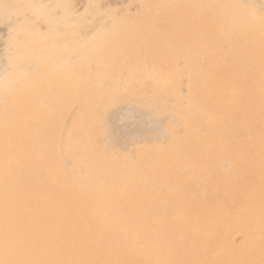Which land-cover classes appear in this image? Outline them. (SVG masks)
Masks as SVG:
<instances>
[{"label": "rangeland", "instance_id": "374dc122", "mask_svg": "<svg viewBox=\"0 0 264 264\" xmlns=\"http://www.w3.org/2000/svg\"><path fill=\"white\" fill-rule=\"evenodd\" d=\"M246 2L250 1L0 0V112L3 113L5 111L7 96L10 93H14L17 88L16 85L19 86V83L16 85L12 83L14 78H18L20 82L22 81L25 84L26 90H30L32 83L35 81L40 82V90L44 91V95L41 96L38 95V92L36 93L39 98L41 97L40 99L43 103L40 108H36L33 105L32 98L29 100H27L28 98L25 99L26 103L28 102L29 108H31L28 111L29 118L34 119L38 114L37 111L39 109L41 111L44 108L45 110H42V117L45 121L41 118V120L43 119L41 121L43 129L35 133L34 131H30L27 135L28 138L25 137L21 143L22 145L25 143V147L21 145L15 150L21 154V156L18 154L16 157L18 160L16 159V161L20 163L23 161L22 164L18 163L17 166H27L30 162L28 152H34L35 150L33 154L37 158H34V163L42 165L51 174H48L47 171H43L42 173H45L49 177L55 174L58 175L55 182H51L52 184L48 185L53 190L52 195L40 191V185L37 182V191L34 194L35 198L31 201L34 209L32 222L24 214H19L18 212L15 215L11 213L13 220L10 222L9 218L0 219V228L3 232V226L7 225V223H9L8 230L10 232H15L20 228L28 232L29 225L33 224L34 226L31 241L25 242L18 239V242L15 243L11 241L12 235L9 237L4 236V241L0 239V249H8V251L5 250V255L1 257L0 264H6L7 258L10 257L11 252L17 247L20 248L19 250L28 247L33 254L41 252L42 257H32L35 263L43 262L45 264H183L184 262V264H264V228L258 227L259 222L264 226V61L262 60L264 59V34L258 31L260 27L259 22L263 26L264 22L257 20L258 23H254L246 19L240 22L242 25L236 23L237 17L244 15L242 9L247 10L251 6H254L259 9L261 14L264 13V0H251L249 6H246ZM235 13L237 16H235ZM105 19L109 21L111 19L124 21L106 26L115 29V33L108 36L102 47L105 50H110V54H114L109 59L108 64L113 67V73L115 76L117 75L119 82L116 85L110 82L105 83L97 98L93 99L86 95V87L91 83L89 80H86L84 86L73 84L66 89L63 87L61 91L62 95L65 93L69 95L67 96L66 94V99H61L62 96L51 88L52 84L48 82L49 77H47L52 43H64L67 47L80 44V47L83 45L82 49L89 48L88 45H94L93 43L96 42L93 38H95L94 34L100 26L98 23ZM49 20L52 21V23L50 22L51 24H48ZM125 23L133 26L130 29H126ZM230 25L231 28H229ZM72 29L75 32L72 36L73 38L71 37ZM254 33H257L259 36L256 35L254 37ZM51 36H54L53 40H50ZM14 43H25L27 46L23 47L22 51L26 53L34 55L39 50L41 52L45 51L46 54L35 57H26L25 55L24 58H15L13 56ZM258 43L261 45H258ZM224 44L227 46L225 47ZM218 48H220L219 51ZM249 50H251L250 57L246 55ZM81 51L86 52L84 50ZM259 56L261 59H258L260 58ZM80 57H83V55H80ZM230 61L232 64L227 63H230ZM41 62H44L43 65L47 69L46 73L40 72L37 67L36 63ZM127 64L130 67L129 71L122 68L123 66H127ZM155 64L159 66L161 72L151 71ZM241 65H246V68ZM137 67L144 69V73L140 76L141 82L138 81L133 87H130V81L133 79ZM238 67L241 72L238 71ZM232 70H236L235 73H232ZM237 71L241 74H238ZM155 72L164 77L167 83L165 89L159 90L155 87V78L158 76ZM247 74H249V77ZM173 76L177 77L174 78ZM45 77L46 80L44 79ZM244 77L246 78L244 79ZM64 82L61 81L62 84ZM211 83L212 87L210 86ZM146 84L149 85L148 89H146ZM239 85L242 91L239 89ZM252 85L254 86L251 87ZM49 87L51 90H49ZM235 87H238V89L236 90ZM69 90L71 91L68 92ZM75 90H79L82 93L75 95L78 101L72 96V92ZM49 92L54 93L50 94ZM102 92L104 93L102 94ZM222 92H226V94ZM261 92L262 95L260 94ZM222 94L223 97L220 98ZM197 95H203L204 97L203 100H200L202 102L200 103L202 109L200 110L201 112L199 111L195 131H199L197 134L201 135V133H206L210 125L214 126L215 130H212L211 133L216 131L220 139H218L219 137L215 138L213 141H210V144L215 142L211 145L212 150L218 154L221 152L219 154L221 156V163H214L212 154L207 153L206 147L204 148L201 143H199L200 146L197 143L196 145L192 144L196 140L194 139L195 135L192 138L193 141L191 139H187L188 141L181 140L187 129L192 130V119L188 113L190 103L188 102H190L192 96L196 100ZM72 101L74 105H72ZM60 104L63 105L61 106ZM203 109L207 112H216L215 114L218 116L217 119L219 121H212L209 124L207 119L204 118ZM63 111L67 113H63ZM59 112H62V117ZM32 113L34 115L36 113V115L34 116ZM66 114L68 115L66 116ZM73 114L77 118L74 124L72 123ZM56 116L58 118L61 117L59 119L60 125L63 123L61 126L53 124L57 122ZM65 116L66 118H64ZM63 119L66 120L64 121ZM46 120L48 121L46 122ZM32 124L30 122L29 128ZM47 127L48 129H46ZM71 128H74L73 135H77V139L79 140V144L72 147V149L79 150V145L85 144L87 137H93L96 145L91 152L92 156L96 158L105 156L111 158L113 163L112 168L115 171L114 173H109L106 177L109 183L107 197H101L94 185L88 184L85 188H82L76 185L73 177H68L62 171L56 170L52 158L50 141L52 139L56 140L59 136L61 137L59 144L61 146L60 151L63 154V164L71 169L72 165H75V159H82V161H86L87 159L85 149H81L82 155L78 152L76 158L67 152V150L73 151L67 145L69 130ZM45 130L47 131L46 134ZM224 130L228 132H224ZM109 138L111 139L109 140ZM34 140L36 141V145L32 144ZM221 140L224 141V144ZM238 141L240 142L238 143ZM174 142L176 144L181 142L180 147L179 145L177 147ZM11 144L8 137L4 136L0 138V168H3L5 171L8 168V164L6 165V163L10 157L8 152H10ZM218 146L220 147L218 148ZM31 148H34V150ZM179 148L182 149L180 150ZM218 149L221 151L219 152ZM189 151L191 152L188 155ZM229 154L232 159L228 156ZM229 159L232 162L236 160L233 162L236 165L233 163L229 165ZM209 163L213 164L209 165ZM258 163L260 164L258 165ZM133 166H136L142 174H137L138 178L135 179V183L131 188H127L124 184L115 185L113 183L118 181L114 176L115 172L121 170L126 173ZM192 166L197 170L195 175H192V171L190 170ZM202 167H205V178L199 174V170ZM85 168L88 169L87 163ZM230 174H233V176ZM185 175L187 176L186 181L184 180ZM225 175L228 177L232 176L228 184L223 179ZM7 176H10V173H7ZM160 178L162 181H160ZM63 182H66L67 186L63 185ZM20 186L17 185L16 190ZM68 187L71 190L67 189ZM189 187L190 191H188ZM173 188L184 190L179 194V202L176 201L177 198L175 196L170 195L169 191ZM186 190L191 196L186 193ZM67 191H70L72 196L68 194L67 197ZM201 194L206 195L202 196ZM125 195H129V200L132 201L131 205H134V207L139 205L143 201V198L148 199L145 206L146 212L144 210V213L141 214L140 206H137L128 220L121 219V217L106 219L107 215L116 213V210L118 211L120 203L117 204V202ZM18 196V193H15L9 198L10 203L7 204L9 208L17 209L20 203ZM186 197H188V204H192L189 207L185 205L187 202ZM108 198L110 202H108ZM197 199L200 200L198 201ZM180 207L183 210V214L181 216L182 219H179L182 221L178 222V219L176 222L174 212L177 208L180 209ZM45 208L48 209L47 213L44 211ZM153 210L156 211L153 212ZM193 210L194 212H192ZM215 210L222 211L220 215L218 214L216 225L204 230L201 228L203 223L208 224L210 222L211 215L213 214L211 211L215 213ZM143 215L149 217L147 222L150 224H147L146 220L142 222ZM159 217L163 220L162 222ZM57 218L61 220V223H56ZM154 218L156 221L151 223L150 221ZM172 223L175 225L174 227ZM166 224L167 227H165ZM66 225H69L70 229H72L71 235L63 234L62 228ZM153 226L155 228L152 231L150 229ZM185 227L188 229H185ZM244 230L248 232L255 231L257 234L260 233L262 237H260V245L252 246L246 244L244 241ZM207 231L209 232L207 233ZM167 234H170V237ZM191 239L194 240L192 241ZM154 242L155 245H153ZM36 247L40 248L41 251L35 249ZM183 251L184 255L182 254ZM197 254L198 256H196ZM237 254L243 255V259L237 258L235 256ZM229 255H232V257ZM174 256L179 257L178 260ZM195 257H198V262ZM220 260L223 262L221 263ZM204 261L205 263H203ZM14 263L21 264L19 255L14 256Z\"/></svg>", "mask_w": 264, "mask_h": 264}, {"label": "bare ground", "instance_id": "6f19581e", "mask_svg": "<svg viewBox=\"0 0 264 264\" xmlns=\"http://www.w3.org/2000/svg\"><path fill=\"white\" fill-rule=\"evenodd\" d=\"M235 1H237V0H235ZM247 1H250V2H246V6H249L250 4H251V0H247ZM221 2V1H220ZM260 3V2H259ZM263 3V2H262ZM232 5V4H231ZM236 5V4H235ZM260 5V4H259ZM225 6V5H224ZM223 6V7H224ZM136 7V6H135ZM217 7H219V6H217ZM221 7V6H220ZM228 7V6H227ZM234 7V6H233ZM244 8H245V6H243ZM242 7V8H243ZM225 8V7H224ZM262 8V7H261ZM222 9V8H221ZM237 9H239V8H237ZM247 9V8H246ZM217 11V10H216ZM235 11V10H234ZM236 11H238V10H236ZM242 11H243V16H238L237 17V21H236V23L237 24H241L240 22L241 21H244V20H246V19H248L249 21H252V22H254V23H258V21H261V22H264V20H263V18H264V15H262V14H264V13H260L259 12V9L256 7H254V6H251L250 8H248L247 10H244V9H242ZM262 11V10H261ZM73 12V11H72ZM263 12V11H262ZM237 13V12H236ZM235 13V14H236ZM237 14H240V13H237ZM237 14L235 15V16H237ZM175 16V15H174ZM117 17V16H116ZM234 17V16H233ZM258 20V21H257ZM120 21V23H122V22H124V21H122V20H120V19H111V21H109V20H103V21H101V22H99L98 24H100V26H99V28H98V30L96 31V33L94 34V37L95 38H93V39H95V43H93L94 45H91V46H89L88 45V47L89 48H83L82 49V46L80 47V44H75V45H72V46H70V47H67L64 43H59V42H53L52 43V47L50 48V61H49V69L47 70L46 69V67L43 65L44 64V62H41V63H36L37 64V67H38V69H39V71L40 72H45L46 73V70L48 71L47 72V77H49V80H48V82H51V88L54 90V92H56V93H58L60 96H62V98L61 99H66V94L67 93H65V94H63L62 95V93H61V91L63 90V87L66 89L68 86H72L73 84H80V85H82V86H84V84L86 83V80H89L91 83H89V85L86 87V95L88 96V97H90V98H93V99H96L97 98V96H98V94L102 91V89H103V85L105 84V83H108V82H110V83H115V85L119 82V79H118V77H117V75L115 76L114 75V73H113V67L112 66H110L109 64H108V61H109V59H111L112 58V56H114V54L113 53H109L110 52V50H108V49H104V48H102L103 47V45H104V43H105V41H106V39L108 38V36H110L111 34H114L115 33V29H113V28H111L110 26L111 25H113V24H115V23H118ZM257 21V22H256ZM52 23V21L51 20H49V23L48 24H51ZM112 22V23H111ZM251 22V23H252ZM224 23V22H223ZM250 23V24H251ZM126 24V23H125ZM225 24V23H224ZM244 24H245V22H244ZM243 24V25H244ZM107 25H110V26H108V27H106ZM190 25V24H189ZM227 25V24H226ZM242 25V24H241ZM240 25V26H241ZM254 25V24H253ZM259 25H260V27H259V29H258V31H260V32H262L263 34H264V26H263V24H261L260 22H259ZM93 26V25H92ZM133 25H129V24H126V29H130V27H132ZM192 26H193V24H192ZM237 26V25H236ZM235 26V27H236ZM52 27V26H51ZM140 27V26H139ZM138 27V28H139ZM197 27H198V25H197ZM234 27V28H235ZM229 28H231V25H230V27ZM256 28V27H255ZM74 29V28H73ZM72 29V34H71V32H70V34H71V37L75 34V32H74V30ZM237 29V28H236ZM160 30V29H159ZM254 31V30H253ZM257 31V30H256ZM255 31V32H256ZM147 32V31H146ZM157 32V31H156ZM194 32V31H193ZM252 33V32H251ZM144 34V33H143ZM200 34V33H199ZM198 34V35H199ZM250 34V33H249ZM160 35H162V34H160ZM252 35V34H251ZM256 35H258L257 33L255 34L254 33V37L256 36ZM260 35H262V34H260ZM49 36H50V34H49ZM189 36V35H188ZM253 36H251V37H253ZM259 36V35H258ZM191 38H192V36H190ZM248 37V36H247ZM50 38V37H49ZM57 38V37H56ZM73 38V37H72ZM54 39V36H51V39L50 40H53ZM74 39H76V38H74ZM141 39V38H140ZM139 39V40H140ZM197 39V38H196ZM256 39V38H255ZM258 39V38H257ZM198 40V39H197ZM217 40H219V39H217ZM235 40V39H234ZM189 41V40H188ZM241 41V40H240ZM239 41V42H240ZM263 41V40H262ZM61 42V41H60ZM216 42V41H215ZM261 42V41H260ZM187 43V42H186ZM191 43V42H190ZM214 43V42H213ZM219 43V42H218ZM227 43V42H226ZM234 43V42H233ZM251 43V42H250ZM254 43V42H253ZM256 43V42H255ZM262 43V42H261ZM28 44V43H27ZM215 44H217V43H215ZM238 44H240V43H238ZM1 45V44H0ZM225 45V47L227 46L226 44H224ZM258 45H261L260 43H258ZM25 46H27L25 43H19V44H16V43H14V45H13V50H14V54H13V56L15 57V58H24V56L26 55V57H31V56H33V57H35V56H38V55H45L46 54V52L45 51H43V52H41V51H37V53L36 54H32V53H26V52H24V51H22V48L23 47H25ZM187 46V45H186ZM87 47V46H86ZM216 47V46H215ZM235 47V46H234ZM245 47H246V45H245ZM189 49H190V47H188ZM212 48V47H211ZM217 48V47H216ZM248 48V47H247ZM71 49V50H70ZM81 50H84V51H86V52H82ZM176 50V49H175ZM214 50V49H213ZM220 50V48H218V51ZM224 50V49H223ZM244 50H246V49H244ZM248 50V49H247ZM258 50V49H257ZM99 51V52H98ZM216 51V50H215ZM230 51V50H229ZM263 51V50H262ZM226 52V51H225ZM225 52H224V54H225ZM242 52H244L243 50H242ZM256 52H258V51H256ZM188 53V52H187ZM218 53V52H217ZM235 53V52H234ZM261 54V53H260ZM259 54V55H260ZM80 55H83V57H80ZM210 55V54H209ZM235 55V54H234ZM246 55H248L249 57H250V55H251V50H249L248 52H247V54ZM261 55H263V54H261ZM223 56V55H222ZM226 56V55H225ZM239 56V55H238ZM245 56V55H244ZM247 56V57H248ZM260 57V56H259ZM222 58V57H221ZM125 59V58H124ZM127 59V58H126ZM223 59V58H222ZM239 59V58H238ZM249 59V58H248ZM258 59H261V57L260 58H258ZM257 59V60H258ZM253 60V59H252ZM263 61H264V59H262ZM225 61V60H224ZM235 61V60H234ZM228 64H232L231 63V61H230V63L229 62H227ZM237 63H239V62H237ZM236 63V64H237ZM246 63V62H245ZM216 64V63H215ZM224 64V63H223ZM248 64V63H247ZM203 65V64H202ZM201 65V66H202ZM227 65V64H226ZM234 65H235V63H234ZM248 65H251V64H248ZM242 66V65H241ZM4 67H5V65H4ZM232 67V66H231ZM242 67H245L246 68V65L245 66H242ZM255 67H256V65H255ZM123 69H126V71H129V69H130V67H129V65L127 64V66H123L122 67ZM252 68V67H251ZM228 69V68H227ZM230 69V68H229ZM236 69V68H235ZM238 71H240V68L238 67ZM253 69V68H252ZM260 69V68H259ZM144 69L142 68V67H137L136 68V72H135V75H134V77H133V79H131V81H130V87H133V85L134 84H136V83H138V81H140L141 80V78H140V76L144 73V71H143ZM262 70V69H261ZM151 71H159V72H161V70L159 69V66H156V64L154 65V67L152 68V70ZM185 71V70H184ZM207 71H208V69H207ZM214 71H215V69H214ZM233 71V70H232ZM231 71V72H232ZM236 71V70H235ZM235 71H233L232 73H235ZM237 71V72H238ZM243 71V70H242ZM260 71V70H259ZM263 71V70H262ZM3 72V71H2ZM220 72V71H219ZM218 72V73H219ZM229 72V71H228ZM241 72V71H240ZM240 72H238V74L240 73ZM253 72H255V71H253ZM256 72H258V71H256ZM1 73V72H0ZM260 73V72H259ZM264 73V72H263ZM155 74H157L156 72H155ZM198 74V73H197ZM208 74V73H207ZM230 74V73H229ZM237 74V73H236ZM236 74H234L235 76H237ZM241 74V73H240ZM131 75V74H130ZM158 76L155 78V87H157L159 90H161V89H165V85L167 84L166 82H165V80H164V77L161 75V74H157ZM213 75V74H212ZM216 75V74H215ZM232 75V74H231ZM231 75H230V77H231ZM243 75V74H242ZM249 74H247V76H248ZM256 75V74H255ZM258 75V74H257ZM44 76V75H43ZM172 76V75H171ZM206 76V75H205ZM217 76V75H216ZM222 76V75H221ZM233 76V75H232ZM258 76H260V75H258ZM262 76V75H261ZM40 78H41V76H39ZM174 78H176L177 76H173ZM185 77V76H184ZM214 77V76H213ZM218 77V76H217ZM228 77V76H227ZM229 77V78H230ZM240 77V76H239ZM249 77V76H248ZM264 77V76H263ZM181 78V77H180ZM200 78V77H199ZM209 78V77H208ZM210 78H211V75H210ZM222 78V77H221ZM233 78V77H232ZM235 78V77H234ZM242 78H243V76H242ZM246 77H244V79H245ZM259 78H261V77H259ZM45 80H46V77L44 78ZM223 79H224V77H223ZM248 79V78H247ZM187 80V79H186ZM203 80V79H202ZM205 80V79H204ZM216 80V79H215ZM242 80V79H241ZM249 80V79H248ZM248 80H247V84H248ZM258 80V79H257ZM61 81H65L64 82V84H62L61 83ZM205 81H207V80H205ZM209 81V80H208ZM226 81H228V79H226ZM131 82H133V83H131ZM141 82V81H140ZM181 82H183V81H181ZM197 82V81H196ZM216 82H218V81H216ZM220 82H221V80H220ZM225 82V81H224ZM244 82V81H243ZM243 82H241L242 84H243ZM254 82V81H253ZM12 83H15V85L17 84V83H19V86L18 85H16L17 86V88L15 89V91H14V93L12 94V93H10V95L9 96H7V101H6V106H5V111L3 112V113H1L0 114V138H3L4 136H6V137H8L9 138V140L11 141V145H10V152H8V155H10V157L7 159V163H6V165L8 164V168H7V170L5 171L3 168H0V219L2 220V219H7V218H9V222L10 221H12L13 220V217L11 216V213L13 214V215H15L16 214V212H18L19 214H24L27 218H28V220L30 221V222H32V219H33V206L31 205V201H33V198H35L34 197V194H36L35 193V191H37L36 190V185H37V182L39 183V185H40V191H42V192H44V193H50L51 195H52V192H53V190L51 189V188H49L48 187V185H51L52 183L51 182H55V180H56V177H58V175H53L52 177H49V176H47L45 173H42L43 171H47L46 169H44L43 167H42V165H37V164H35L34 162V158L36 157L37 158V156H35L33 153L35 152V150H34V148H31L32 150H34V152H32V151H30V152H28V159H30V162L28 163V165L26 166V165H24V166H17V164L18 163H20V162H18V161H16V157L18 156V151H15L16 149H17V147H19V146H21L22 144V141H23V139L26 137V138H28L27 137V135L29 134V132L30 131H34V133L36 132V131H41L43 128V126H42V124H41V121H43V117H42V110L44 109H42L41 111H40V109L37 111L38 112V114H37V116L34 118V119H30L29 118V115H28V111H29V109H31V108H29V105L26 103V101H25V99L26 98H28L27 100H29V99H31L32 98V100H33V105L36 107V108H40V106L41 105H43V103H42V101H41V97L39 98V96H37L36 95V93L38 92V95H44V91L43 90H40V82H37V81H35L34 83H32V85H31V88H30V90H26V87H25V84L21 81H19V79L18 78H14L13 80H12ZM219 83V82H218ZM223 83V82H222ZM252 83V82H251ZM42 84V83H41ZM185 84V83H184ZM214 84V83H213ZM225 84V83H224ZM223 84V85H224ZM253 84H255V83H253ZM258 84V83H257ZM43 85H44V83H43ZM42 85V86H43ZM45 85H46V83H45ZM48 85V84H47ZM182 85V84H181ZM212 85V83L210 84V86ZM219 85V84H218ZM241 85V84H240ZM240 85H239V89H241L240 88ZM49 86V85H48ZM205 86H206V84H205ZM213 86V85H212ZM211 86V87H212ZM226 86V85H225ZM238 86V85H237ZM250 86V85H249ZM248 86V87H249ZM254 85H252L251 87H253ZM148 87H149V85H147L146 84V89H148ZM220 87V86H219ZM42 88V87H41ZM46 88H48V87H46ZM50 88V87H49ZM51 88L49 89V90H51ZM75 88V87H74ZM184 88V87H183ZM225 88V87H224ZM247 88V87H246ZM256 88H258V87H256ZM45 89V88H44ZM69 89V88H68ZM72 89V88H71ZM108 89V88H107ZM106 89V90H107ZM181 89V88H180ZM208 89H210V88H208ZM223 89V88H222ZM235 89L237 90L238 89V87H235ZM250 89V88H249ZM259 89V88H258ZM262 89V88H261ZM7 90V89H6ZM210 90H212V89H210ZM210 90H209V92H210ZM219 90V89H218ZM254 90V89H253ZM252 90V91H253ZM13 91V90H12ZM47 91H48V89H47ZM71 90H69L68 92H70ZM191 91V90H190ZM190 91H188V92H190ZM241 91H242V89H241ZM251 91V92H252ZM53 92V93H54ZM203 92V91H202ZM208 92V93H209ZM230 92V91H229ZM249 92V91H248ZM259 92V91H258ZM263 92V91H262ZM262 92L260 93L261 95H262ZM50 93V92H49ZM52 92L50 93V94H53ZM104 92H102V94H103ZM215 93H217V92H215ZM222 93H225L226 94V92H222ZM254 93V92H253ZM257 93V92H256ZM58 94H57V96H58ZM77 94H82L81 93V91H79V90H75L74 92H72V96L75 98V95H77ZM204 94V93H203ZM212 94V93H211ZM232 94V93H231ZM246 94V93H245ZM245 94H243V96H245ZM20 95H22V96H20ZM47 95V94H46ZM69 94H67V96H68ZM233 95V94H232ZM51 96H53V95H51ZM60 96H58V97H60ZM71 96V97H72ZM162 96V95H161ZM228 96H230V95H228ZM247 96V95H246ZM70 97V98H71ZM78 97H80V96H78ZM83 97H85V96H83ZM203 95H197V97H196V100L193 98V96L191 97V99H190V102H188V103H190L189 104V116H190V118L192 119V121H191V124H192V130H189V129H187V131L185 132V135L181 138V140H183V141H188V140H192V138L193 137H195L194 139H196V140H194V142L192 143V144H195L196 145V143L197 144H199V143H201L202 144V146L205 148L206 147V149H207V153L209 152V153H211L212 154V157H213V162L214 163H221V161H220V151H219V149H218V151L220 152L219 154L217 153V152H214L213 150H212V144H214V143H212V144H210V141H213L215 138L217 139L218 137H219V135H218V133L215 131L214 133H211V131L212 130H215L214 129V126L213 125H210L209 126V130L207 129L206 130V133H201V135H198L197 134V132H199V131H195L196 129V127H197V121H198V116H199V111L202 109V107H200V103H202V102H200V100H203ZM205 97H207V95H205ZM221 97H223V94L222 95H220V98ZM225 97V96H224ZM264 97V96H263ZM53 98V97H52ZM233 98V97H232ZM5 99V98H4ZM47 99H49L48 97H47ZM88 99V98H87ZM234 99V98H233ZM251 99V98H250ZM261 99H263V98H261ZM6 100V99H5ZM31 100V101H32ZM72 100V99H71ZM75 100H77L76 98H75ZM82 100V99H81ZM83 100H84V98H83ZM214 100V99H213ZM247 100V99H246ZM55 101V100H54ZM66 101H69V100H66ZM78 101V100H77ZM250 101V100H249ZM50 102V101H49ZM62 102H64L63 100H62ZM82 102H84V101H82ZM81 102V103H82ZM261 102H262V100H261ZM29 103H30V101H29ZM34 103H36V104H34ZM59 103H60V101H59ZM70 103V102H69ZM71 103H73V101L71 102ZM70 103V104H71ZM77 103V102H76ZM122 103V102H121ZM120 103V104H121ZM228 103V102H227ZM208 104V103H207ZM61 105V104H60ZM63 105V104H62ZM61 105V106H62ZM65 105V104H64ZM72 105H74V103L72 104ZM78 105H80V104H78ZM210 105V104H209ZM209 105H207V106H209ZM56 106H57V104H56ZM81 106V105H80ZM204 106V105H203ZM3 107V106H2ZM34 107V108H35ZM43 107V106H42ZM41 107V108H42ZM66 107V106H65ZM65 107H64V109H65ZM69 107V106H68ZM212 107V106H211ZM49 109V108H48ZM70 109V108H69ZM73 109V108H72ZM34 110V109H33ZM45 110V109H44ZM62 110V109H61ZM60 110V111H61ZM77 110V109H76ZM31 111V110H30ZM55 111V110H54ZM70 111V110H69ZM215 111V110H214ZM32 112V111H31ZM30 112V113H31ZM64 112H66V111H63V113ZM71 112V111H70ZM70 112H68V113H70ZM76 112V111H75ZM83 112V111H82ZM201 112V111H200ZM60 113V116H61V113L62 112H59ZM67 113V112H66ZM216 113V112H215ZM215 113H213L212 111H210V112H207L206 110H204L203 109V114H204V118H206L207 119V121H208V123L209 124H211V122L212 121H217L218 119V116L215 114ZM79 114V113H78ZM77 114V115H78ZM32 115H34L33 113H32ZM35 115H36V113H35ZM34 115V116H35ZM48 115V114H47ZM68 114H66V116H67ZM74 115V114H73ZM83 115V114H82ZM45 116H46V114H45ZM66 116L64 117V118H66ZM79 116H80V114H79ZM220 116V115H219ZM50 117V116H49ZM57 117V116H56ZM62 117V116H61ZM60 117V118H61ZM69 117V116H68ZM67 117V118H68ZM78 117V116H77ZM41 118H43L42 120H41ZM60 118H56L57 119V122H55V123H53V124H58V125H60V121H59V119ZM84 118V117H83ZM189 118V119H190ZM203 118V117H202ZM204 118H203V120H204ZM220 118V117H219ZM47 119V118H46ZM49 119V118H48ZM54 119H55V117H54ZM71 119V118H70ZM77 118H76V115H74L73 116V118H72V123L74 124L75 123V120H76ZM92 119V118H91ZM263 119V118H262ZM32 120V121H31ZM40 120V121H39ZM50 120H51V118H50ZM64 120V119H63ZM66 120V119H65ZM64 120V121H65ZM44 121H45V119H44ZM48 120H46V122H47ZM53 121V120H52ZM219 121V120H218ZM30 122L31 123H33L32 124V126H30V128H29V124H30ZM168 122V121H167ZM233 122V121H232ZM45 123V122H44ZM235 123V122H234ZM264 123V122H263ZM50 124V123H49ZM63 124V123H62ZM61 124V125H62ZM206 124V123H205ZM243 124H245V123H243ZM51 125V124H50ZM60 125V126H61ZM233 125V124H232ZM46 126H48L47 124H46ZM56 126V125H55ZM87 126V125H86ZM103 126V125H102ZM166 126H167V124H166ZM169 126V125H168ZM173 126V125H172ZM208 126V125H207ZM223 126V125H222ZM236 126V125H235ZM95 127V126H94ZM220 127V126H219ZM50 128V127H49ZM61 128V127H60ZM221 128V127H220ZM223 128H224V126H223ZM222 128V129H223ZM233 128V127H232ZM231 128V129H232ZM235 129H236V127H234ZM245 128H247V127H245ZM249 128V127H248ZM252 128V127H251ZM44 129H45V127H44ZM46 129H48V127L46 128ZM53 129V128H52ZM54 129H56L55 127H54ZM227 129V128H226ZM228 129H230V128H228ZM239 129V128H238ZM93 130V129H92ZM249 130V129H248ZM252 130H253V128H252ZM51 131V130H50ZM57 131V130H56ZM201 131H202V129H201ZM251 131V130H250ZM46 130H45V134H46ZM62 132V131H61ZM66 132V131H65ZM73 132H74V128H71L70 130H69V141H68V147L69 148H71L72 149V147H74V146H76L77 144H79V140L77 139L78 138V136L76 135V136H74L73 135ZM180 132V131H179ZM204 132V131H203ZM221 132H222V130H221ZM224 132H228L227 130L225 131L224 130ZM234 132H236V131H234ZM247 132V131H246ZM4 135H3V134ZM97 133V132H96ZM211 133V134H210ZM232 133V132H231ZM43 135H44V133H42ZM42 134H40V135H42ZM53 134V133H52ZM62 134V133H61ZM100 134V133H99ZM183 134V133H182ZM226 134H228V133H226ZM225 134V135H226ZM235 134V133H234ZM238 134V133H237ZM33 135V134H32ZM43 135L41 136V137H43ZM48 135V134H47ZM49 135H51V134H49ZM55 135V134H54ZM56 135H57V132H56ZM82 135V134H81ZM195 135V136H194ZM229 135V134H228ZM249 135V134H248ZM83 136V135H82ZM175 136V135H174ZM180 136V135H179ZM230 136V135H229ZM229 136H228V138H229ZM237 136V135H236ZM32 137V136H31ZM40 137V136H39ZM47 137V136H46ZM49 137V136H48ZM101 137V136H100ZM222 137V136H221ZM223 137H224V135H223ZM239 137V136H238ZM245 137V136H244ZM252 137V136H251ZM250 137V138H251ZM54 138H55V136H54ZM57 138V137H56ZM177 138H178V136H177ZM226 138V137H225ZM242 138V137H241ZM247 138V137H246ZM30 139V138H29ZM28 139V140H29ZM80 139V138H79ZM97 139V138H96ZM111 138H109V140H110ZM188 139V140H187ZM218 139H220V137L218 138ZM8 140V139H7ZM31 140V139H30ZM45 140V139H44ZM47 140V139H46ZM61 140V137L59 136L56 140L55 139H52L51 141H50V147H51V149H52V158H53V161H54V165L56 166V170H59V171H62L66 176H68V177H73V179H74V181H75V183H76V185H78V186H80V187H82V188H85L88 184H90V185H94V187L97 189V191H98V193L100 194V196L102 197H107V193H108V187H109V183L107 182V180H106V177H107V175L109 174V173H114V168H112V165H113V163H112V160H111V158H109V157H107V156H105V157H99V158H96V157H93L92 156V154H91V152L93 151V149H94V146L96 145V141H95V139L93 138V137H87V139H86V143L85 144H80L79 145V150L77 149V150H75V149H72L73 151H68L67 150V152L71 155V156H73L74 158H76V156H77V154H78V152H80L81 153V149H85L86 150V152H87V159H86V161H82V159H75V165H72L73 167L70 169V168H68L67 167V165H65V164H63V162H62V158H63V154L61 153L62 151H60L61 150V146H60V141ZM83 140V139H82ZM81 140V141H82ZM149 140V139H148ZM147 140V141H148ZM152 140V139H151ZM27 141V140H26ZM169 141V140H168ZM168 141H167V143H168ZM170 141H171V138H170ZM169 141V142H170ZM174 141V140H173ZM193 141V140H192ZM191 141V142H192ZM222 141V140H221ZM233 141V140H232ZM240 141H241V139H240ZM240 141H238V143L240 142ZM31 142V141H30ZM35 140H34V143H32V144H35ZM45 142V141H44ZM47 142V141H46ZM150 142V141H149ZM177 142V141H176ZM223 142V144H224V141H222ZM237 142V141H236ZM175 143V142H174ZM220 143V142H219ZM25 144V143H24ZM24 144L22 145V147L24 146ZM28 144H30V143H28ZM118 144V143H117ZM149 144V143H148ZM165 144V143H164ZM163 144V145H164ZM176 144V143H175ZM217 144V143H216ZM222 144V143H221ZM229 144H231V143H229ZM235 144H237V143H235ZM6 145V144H5ZM36 145V144H35ZM173 145V144H172ZM177 145V147H178V145H179V147H180V145H181V142L179 143V144H176ZM175 145V146H176ZM188 145V144H187ZM186 145V146H187ZM190 145V144H189ZM232 145V144H231ZM8 146V145H7ZM40 146V145H39ZM44 146H45V144H44ZM161 146V145H160ZM174 146V145H173ZM199 146H200V144H199ZM199 146H197V147H199ZM215 146H217V145H215ZM214 146V147H215ZM236 146V145H235ZM25 147V146H24ZM31 147V146H30ZM38 147V146H37ZM157 147V146H156ZM220 146H218V148H219ZM230 147V146H229ZM229 147H227L228 149H229ZM238 147H239V145H238ZM242 147V146H241ZM240 147V148H241ZM8 148V147H7ZM6 148V149H7ZM26 148H28V147H26ZM42 148V147H41ZM153 148V147H152ZM163 148V147H162ZM164 148H166L165 146H164ZM169 148V147H168ZM188 148H189V146H188ZM187 148V149H188ZM14 149V150H13ZM24 149V148H23ZM180 150L182 149V148H179ZM214 149V148H213ZM222 149V148H221ZM37 150V149H36ZM111 150V149H110ZM161 150V149H160ZM195 150V149H194ZM198 150V149H197ZM223 150V149H222ZM226 150V149H225ZM236 150V149H235ZM41 151V150H40ZM46 151V150H45ZM184 151V150H183ZM239 151V150H238ZM237 151V152H238ZM3 152V151H2ZM22 152H24V151H22ZM21 152V153H22ZM39 152V151H38ZM190 152L191 151H189V153H188V155L190 154ZM193 152V151H192ZM225 152V151H224ZM227 152V151H226ZM1 153V152H0ZM37 153V152H36ZM233 153H234V150H233ZM232 153V154H233ZM248 153V152H247ZM253 153V152H252ZM43 154V153H42ZM164 154H166V153H164ZM187 154V153H186ZM223 154V153H222ZM226 154H228V153H226ZM238 154V153H237ZM20 156H21V154H19ZM23 155V154H22ZM69 155V156H70ZM81 155H82V153H81ZM142 155V154H141ZM66 156V155H65ZM70 156V157H71ZM134 156V155H133ZM223 156V155H222ZM229 157H230V154L228 155ZM228 156H227V159H228ZM0 157H1V154H0ZM40 157V156H39ZM47 157V156H46ZM224 157V156H223ZM223 157H222V161H223ZM238 157V156H237ZM243 157V156H242ZM19 158V157H18ZM22 158V157H21ZM43 158V157H42ZM84 158V157H83ZM231 158V157H230ZM3 159V158H2ZM23 159V158H22ZM137 159V158H136ZM226 159V158H225ZM232 159V158H231ZM231 159H229L228 160V164L229 165H231L233 162H235L236 160H234L233 162H232V160ZM235 159V158H234ZM247 159V158H246ZM18 160V159H17ZM37 160V159H36ZM117 160V159H116ZM119 160V159H118ZM238 161H239V159H237ZM245 160V159H244ZM243 160V161H244ZM65 161V160H64ZM170 161V160H169ZM220 161V162H219ZM242 161V160H241ZM23 162V161H22ZM22 162L20 163V164H22ZM25 162V161H24ZM37 162V161H36ZM120 162V161H119ZM137 162V161H136ZM246 162V161H245ZM245 162H243V163H245ZM86 163L88 164V169H86L85 168V166H86ZM74 164V163H73ZM206 164V163H205ZM213 163H209V165H212ZM233 164H235V163H233ZM260 163H258V165H259ZM220 165V164H219ZM236 165V164H235ZM257 165V164H256ZM116 166V165H115ZM118 166V165H117ZM246 166V165H245ZM7 167V166H6ZM228 167V166H227ZM233 167V166H232ZM199 168V167H198ZM234 168V167H233ZM235 168H237V167H235ZM208 169V168H207ZM124 170V169H123ZM182 170V169H181ZM190 170L192 171V175H195L196 173H197V170L195 169V167H191L190 168ZM241 170V169H240ZM55 171V170H54ZM213 171V170H212ZM237 171V170H236ZM48 172V171H47ZM182 172V171H181ZM235 172V171H234ZM7 173H10V176H7ZM50 172H48V174H49ZM138 173H141V171L136 167V166H133L131 169H129L128 170V172H123V171H118V172H115V174H114V176L116 177V179H118V181L117 182H113V183H115V185H118V184H124L127 188H131L132 187V185L135 183L134 181H135V179H137L138 178ZM176 173V172H175ZM214 173V172H213ZM230 173V172H229ZM232 173V172H231ZM51 174V173H50ZM142 174V173H141ZM199 174H200V176L201 177H203V178H205V176H206V173H205V167H202L200 170H199ZM233 174H235V173H233ZM233 174H230V175H232L233 176ZM187 175V174H186ZM185 175V177H184V180L186 181V176ZM214 175V174H213ZM153 176V175H152ZM231 176V177H232ZM175 177V176H174ZM177 177V176H176ZM231 177H228V176H224L223 177V179H224V181H226L227 182V184L229 183V181H230V179H231ZM61 178V177H60ZM235 178V177H234ZM145 179V178H144ZM180 179V178H179ZM215 179V178H214ZM241 179V178H240ZM54 180V181H53ZM152 180V179H151ZM164 180V179H163ZM169 180V179H168ZM213 180V179H212ZM216 180V179H215ZM214 180V181H215ZM236 180V179H235ZM143 181V180H142ZM160 181H162L161 180V178H160ZM166 181V180H165ZM164 181V182H165ZM210 181V180H209ZM208 181V182H209ZM220 181V180H219ZM234 181V180H233ZM239 181V180H238ZM242 181V180H241ZM121 182V183H120ZM171 182H172V180H171ZM195 182V181H194ZM143 183V182H142ZM146 183V182H145ZM176 183V182H175ZM191 183V182H190ZM199 183V182H198ZM211 183H213V181H211ZM216 183V182H215ZM163 184V183H162ZM161 184V185H162ZM168 184V183H167ZM200 184V183H199ZM20 186L17 190H16V186ZM63 185H66L67 186V183L66 182H63ZM160 185V186H161ZM165 185V184H164ZM169 185V184H168ZM172 185V184H171ZM191 185V184H190ZM207 185V184H206ZM205 185V186H206ZM210 185V184H209ZM146 186V185H145ZM166 186V185H165ZM229 186V185H228ZM90 187V186H89ZM197 187V186H196ZM200 187V186H199ZM201 187H202V185H201ZM232 188H233V186H231ZM151 188V187H150ZM150 188H149V190H150ZM161 188V187H160ZM191 188H192V186H191ZM224 188H225V186H224ZM67 189H69V190H71V188L70 187H68ZM182 189H184L183 187H182ZM182 189H178V188H173L172 190H170L169 192H170V195L172 196H175L176 198H177V202H179L178 200H180V198H179V194L181 193V192H183L184 190H182ZM190 189V187L188 188V191H190L189 190ZM193 189V188H192ZM196 189V188H195ZM198 189V188H197ZM206 189V188H205ZM223 189V188H222ZM163 190H164V188H163ZM194 190V189H193ZM228 190H229V188H228ZM162 191V190H161ZM165 191V190H164ZM167 191V190H166ZM188 191L186 190V193L188 194ZM192 191V190H191ZM195 191H198V190H195ZM200 191V190H199ZM209 191V190H208ZM68 193H66V196L68 197V194L69 195H71L72 196V193L70 192V191H67ZM205 192V191H204ZM211 192H213V191H211ZM234 192V191H233ZM15 193H18V197H19V199H20V203H19V205L17 206V209H13V208H9V206L7 205V204H9L10 202H9V198L11 197V196H13V194H15ZM150 193V192H149ZM168 193V192H167ZM185 193V192H184ZM194 193V192H193ZM210 193V192H209ZM224 193V192H223ZM228 193V192H227ZM226 193V194H227ZM241 193V192H240ZM226 194H224L225 196H226ZM156 195V194H155ZM169 195V196H170ZM188 195H190V194H188ZM202 195V194H201ZM204 195H206V194H204ZM204 195H202V196H204ZM212 195V194H211ZM228 195H229V193H228ZM256 195V194H255ZM84 196V195H83ZM191 196V195H190ZM44 197V196H43ZM48 197V196H47ZM168 197V196H167ZM195 197V196H194ZM224 197V196H223ZM187 198V199H186ZM185 199H186V201L188 200V197H186ZM195 198H197V197H195ZM202 198V197H201ZM207 198V197H206ZM210 198V197H209ZM208 198V199H209ZM217 198V197H216ZM81 199V198H80ZM162 199H163V197H162ZM161 199V200H162ZM171 199H173V197H171ZM59 200V199H58ZM195 200V199H194ZM194 200H192V201H194ZM198 201L200 200V199H197ZM218 200H219V198H218ZM222 200H223V198H222ZM221 201V200H220ZM108 202H110V199L108 198ZM147 202H148V199H146V198H143V201L139 204V205H137V206H140V210H141V214H143L144 213V210H145V206H146V204H147ZM191 202V201H190ZM189 202V203H190ZM196 202V201H195ZM46 203V202H45ZM120 203V206L118 207V211L116 210V213H112V214H109V215H107L106 216V219H117L118 217H121V219H125V220H128V218L131 216V213L133 212V210L137 207V206H135L134 207V205H131V203H132V201H130L129 200V195H125L124 197H121L119 200H118V202H117V204H119ZM192 203V202H191ZM214 203H217V202H214ZM213 203V204H214ZM222 203V202H221ZM37 204V203H36ZM39 204V203H38ZM43 204V203H42ZM211 204V203H210ZM212 204V205H213ZM46 205V204H45ZM160 205V204H159ZM177 205V204H176ZM175 205V206H176ZM185 205L187 206V207H189V206H191V205H189L188 204V201L185 203ZM195 205V204H194ZM196 205H198V204H196ZM208 205V204H207ZM220 205V204H219ZM240 205H241V203H240ZM174 206V207H175ZM199 206V205H198ZM261 206V205H260ZM163 207H165V206H163ZM202 208H203V206H201ZM201 207H200V209H201ZM225 207H226V205H225ZM182 208H183V206H182ZM214 208H216V207H214ZM218 208H220V207H218ZM227 208V207H226ZM225 209V208H224ZM53 210V209H52ZM159 210V209H158ZM169 210V209H168ZM172 210V209H171ZM235 210V209H234ZM44 211H45V213H47V211H48V209L47 208H45L44 209ZM152 211V210H151ZM154 211H156V210H153V212ZM174 211V210H173ZM183 210H181V207H180V209L179 208H177L176 210H175V215L174 216H176V218H175V220H176V222H177V220L179 219V218H181V216H182V214H183V212H182ZM185 211V210H184ZM228 211V210H227ZM145 212H146V210H145ZM188 212V211H187ZM192 212H194V210L192 211ZM209 212V211H208ZM207 212V213H208ZM220 212H222L221 210H219V211H217V210H215V213L213 212V211H211V213H213L211 216V220H210V222L208 223V224H204L203 223V226L201 227V228H203L204 230L205 229H209V228H211V227H214L215 225H216V223H217V221H218V214L220 215L221 213ZM49 213V212H48ZM189 213V212H188ZM198 213H199V211H198ZM197 213V214H198ZM224 213V212H223ZM159 214H160V212H159ZM158 214V215H159ZM184 214H186V213H184ZM57 215V214H56ZM163 215V214H162ZM190 215V214H189ZM196 215V214H195ZM208 215H210V214H208ZM49 216V215H48ZM172 216V215H171ZM186 216V215H185ZM54 217V216H53ZM254 217V216H253ZM101 218V217H100ZM148 216L147 217H145L144 215H143V220H142V222H144L145 220H146V223L147 224H150L149 222H147V220H148ZM160 218V221L162 222L163 220H161V217H159ZM172 218V217H171ZM165 219H167V218H165ZM182 219V218H181ZM181 219H179L178 220V222L179 221H182ZM184 219V218H183ZM36 221V220H35ZM154 221H156L155 220V218L152 220V221H150L151 223H153ZM185 221V220H184ZM183 221V222H184ZM260 221V220H259ZM61 223V220L59 219V218H57L56 219V223ZM168 222V221H167ZM186 222V221H185ZM223 222V221H222ZM3 223V222H2ZM173 223H175V222H173ZM172 223V224H173ZM189 223H191V222H189ZM188 223V224H189ZM256 223V222H255ZM169 224H171V223H169ZM178 224V223H177ZM29 225V224H28ZM62 225V224H61ZM60 225V226H61ZM182 225V224H181ZM180 225V226H181ZM196 225V224H195ZM256 225V224H255ZM8 226H9V223H7V225H5V226H3L4 227V232L2 231V229L0 228V239L1 240H3L4 241V236L6 237H9V236H11L12 235V238H11V241H13V242H15V243H17L18 242V239H20V240H24L25 242H27V241H31L32 240V234H33V232H34V226H33V224H30L29 225V228H28V232H25V230L24 229H22V228H20V229H18V230H16L15 232H10L9 230H8ZM155 226H157V225H155ZM155 226H153L150 230H152L153 231V229L155 228ZM171 226V225H170ZM175 225L173 224V227H174ZM177 227H178V225H176ZM179 226V227H180ZM201 226V225H200ZM242 226V225H241ZM165 227H167V224L165 225ZM169 227V226H168ZM182 227V226H181ZM258 227L259 228H264V226L262 225V223L261 222H259L258 223ZM257 227V228H258ZM184 228V227H183ZM195 228V227H194ZM243 228V227H242ZM39 229V228H38ZM63 230V234H65V235H71L72 234V229H70V227H69V225H66L65 227H63L62 228ZM168 229V228H167ZM176 229V228H175ZM185 229H188V228H186L185 227ZM173 230V229H172ZM181 231H182V229H180ZM141 231H142V229H141ZM163 231H165V229H163ZM171 231V230H170ZM178 231V230H177ZM184 231V230H183ZM226 231V230H225ZM224 231V232H225ZM40 232V231H39ZM143 232H145V231H143ZM174 232V231H173ZM176 232V231H175ZM202 232V231H201ZM209 231H207V233H208ZM2 233V234H1ZM163 233V232H162ZM166 233H167V231H166ZM203 233V232H202ZM205 233V232H204ZM177 234H181V233H177ZM176 234V235H177ZM244 234H245V239H244V241H245V243L246 244H250V245H252V246H258V245H260V237H261V234L259 233V234H257V233H255V231H251V232H248L247 230H244ZM169 237H170V234H167ZM239 235V234H238ZM238 235H236V236H238ZM243 235V234H242ZM241 235V236H242ZM263 235V234H262ZM129 236V235H128ZM173 236H174V234H173ZM200 236V235H199ZM236 236H235V241H236ZM135 238H136V236H134ZM193 237H194V235H193ZM206 237V236H205ZM264 237V236H263ZM64 238V237H63ZM185 238V237H184ZM195 238H197L196 236H195ZM194 238V239H195ZM213 238V237H212ZM244 238V237H243ZM262 238V237H261ZM126 239H128V238H126ZM193 239V240H194ZM231 239V238H230ZM240 239H241V237H240ZM42 240V239H41ZM40 240V241H41ZM64 240H65V238H64ZM168 240H169V238H168ZM180 240V239H179ZM192 240V239H191ZM192 240V241H193ZM206 240H207V238H206ZM70 241V240H69ZM239 241V240H238ZM139 242V241H138ZM180 242V241H179ZM190 242V241H189ZM204 242V241H203ZM202 242V243H203ZM59 243V242H58ZM176 243V242H175ZM174 243V244H175ZM195 243V242H194ZM205 243H207V242H205ZM177 244V243H176ZM175 244V245H176ZM183 244V243H182ZM190 244V243H189ZM224 244H225V242H224ZM153 245H155V242L153 243ZM159 245V244H158ZM181 245V244H180ZM191 245V244H190ZM194 245V244H193ZM157 246V245H156ZM174 246V245H173ZM177 246V245H176ZM176 246H174V247H176ZM179 246V245H178ZM197 246V245H196ZM195 246V247H196ZM135 247V246H134ZM158 247V246H157ZM189 247V246H188ZM194 247V246H193ZM208 247V246H207ZM206 247V248H207ZM229 247V246H228ZM179 248V247H178ZM182 248H183V246H182ZM181 248V249H182ZM185 248V247H184ZM190 248V247H189ZM204 248V247H203ZM259 248V247H258ZM20 248H16L15 250H13L12 252H11V254H10V257H8L7 259V261H6V264H15L14 263V256H16V255H19L20 256V258H21V264H45V263H35L34 262V258L32 257V256H37V257H42L41 256V252H39V253H35V254H33V253H31L30 252V250H29V248L27 247L26 249H22V250H19ZM35 249H37V250H39V251H41L40 250V248H35ZM90 249V248H89ZM135 249V248H134ZM141 249H142V247H141ZM5 250L6 251H8V249L7 248H5L4 250L3 249H0V259H1V257H3L4 255H5ZM74 250H76V249H74ZM176 250V249H175ZM184 250V249H183ZM190 250V249H189ZM194 250H197V249H194ZM203 250V249H202ZM205 250V249H204ZM4 251V252H3ZM81 251V250H80ZM201 251V250H200ZM257 251V250H256ZM70 252V251H69ZM179 252H180V249H179ZM181 252H182V250H181ZM186 252H188V251H186ZM177 253V252H176ZM183 255H184V251H183V253H182ZM181 254V255H182ZM187 254V253H186ZM203 254V253H202ZM211 254H213V253H211ZM193 255V254H192ZM200 255V254H199ZM205 255V254H204ZM215 255V254H214ZM155 256V255H154ZM188 256V255H187ZM196 256H198V254L196 255ZM226 256V255H225ZM230 256V255H229ZM237 258H239V259H243V255H235ZM131 257V256H130ZM174 257H176L177 258V256H174ZM186 257V256H185ZM207 257V256H206ZM214 257V256H213ZM223 257H224V255H223ZM230 257H232V255L230 256ZM149 258V257H148ZM147 258V259H148ZM172 258H173V256H172ZM179 258V257H178ZM178 258H177V260H178ZM195 258H197V262H198V257H195ZM205 258V257H204ZM221 258V257H220ZM228 258V257H227ZM66 259V258H65ZM90 259V258H89ZM235 259V258H234ZM239 259H236V260H239ZM176 260V261H177ZM171 261V260H170ZM184 261V260H183ZM186 261V260H185ZM189 261V260H188ZM223 261H224V259H223ZM222 261V262H223ZM240 261V260H239ZM263 261V260H262ZM83 262V261H82ZM143 262V261H142ZM168 262V261H167ZM175 262V261H174ZM178 262H180V261H178ZM220 262H221V260H220ZM221 262V263H222ZM251 262V261H250ZM166 263V262H165ZM176 263V262H175ZM185 263V262H184ZM183 263V264H184ZM203 263H205V261L203 262ZM215 263V262H214ZM130 264V263H129ZM160 264H162V263H160ZM180 264V263H179ZM182 264V263H181ZM193 264V263H192ZM198 264H201V263H198ZM210 264V263H209ZM216 264V263H215Z\"/></svg>", "mask_w": 264, "mask_h": 264}]
</instances>
